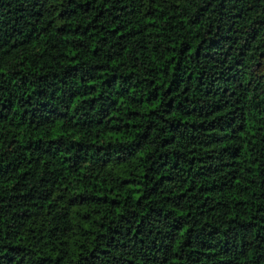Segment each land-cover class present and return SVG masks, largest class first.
I'll return each instance as SVG.
<instances>
[{"label": "trees", "instance_id": "trees-1", "mask_svg": "<svg viewBox=\"0 0 264 264\" xmlns=\"http://www.w3.org/2000/svg\"><path fill=\"white\" fill-rule=\"evenodd\" d=\"M0 264H264V0H0Z\"/></svg>", "mask_w": 264, "mask_h": 264}]
</instances>
